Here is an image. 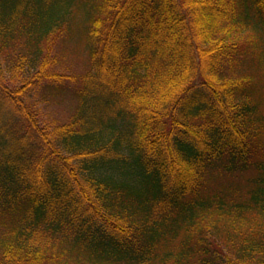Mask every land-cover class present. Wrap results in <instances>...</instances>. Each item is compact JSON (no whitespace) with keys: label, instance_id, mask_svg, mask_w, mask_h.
<instances>
[{"label":"trees","instance_id":"16d2710c","mask_svg":"<svg viewBox=\"0 0 264 264\" xmlns=\"http://www.w3.org/2000/svg\"><path fill=\"white\" fill-rule=\"evenodd\" d=\"M7 108L0 264H264V0H0Z\"/></svg>","mask_w":264,"mask_h":264},{"label":"rangeland","instance_id":"374dc122","mask_svg":"<svg viewBox=\"0 0 264 264\" xmlns=\"http://www.w3.org/2000/svg\"><path fill=\"white\" fill-rule=\"evenodd\" d=\"M72 43L69 41H67V43L66 42L63 43L62 41H59L57 43V46L61 50L62 49L69 50L72 49ZM83 66H84V62H82L79 57L73 54H68L67 59L64 61V65L60 66L57 69V71L60 74L66 76L76 77L80 75L82 72H84ZM64 85H65L64 89L67 90V96L65 98L49 97L48 93L43 90V87L42 89L38 90L36 93L33 94L31 101L33 100V102H36V105H38L40 120L43 126L64 124L73 114L75 103H73L71 99H69V97L71 93L74 92V87L72 85H69V82ZM3 113L4 114H2V119L0 121L1 126L2 127L5 125L8 126V129L3 131V137H5V139L9 137L10 139V136H12L11 134L16 133V132L13 133V131L11 130L12 128H14L13 125H16L14 121L15 119L13 120L12 113L9 108H7ZM231 181L232 180H230V182ZM211 192H213V190L207 188L206 190L202 191V194L211 193ZM57 261H71V263L74 264L75 263L74 261H76V259L72 256L64 255L63 258L62 257L58 258ZM118 264H122V263L120 262Z\"/></svg>","mask_w":264,"mask_h":264}]
</instances>
